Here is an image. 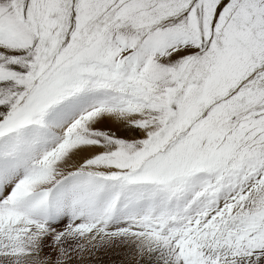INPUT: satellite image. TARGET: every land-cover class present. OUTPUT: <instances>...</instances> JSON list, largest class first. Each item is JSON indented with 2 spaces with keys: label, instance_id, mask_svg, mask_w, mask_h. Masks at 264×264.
I'll use <instances>...</instances> for the list:
<instances>
[{
  "label": "snow or ice",
  "instance_id": "obj_1",
  "mask_svg": "<svg viewBox=\"0 0 264 264\" xmlns=\"http://www.w3.org/2000/svg\"><path fill=\"white\" fill-rule=\"evenodd\" d=\"M0 264H264V0H0Z\"/></svg>",
  "mask_w": 264,
  "mask_h": 264
},
{
  "label": "rangeland",
  "instance_id": "obj_2",
  "mask_svg": "<svg viewBox=\"0 0 264 264\" xmlns=\"http://www.w3.org/2000/svg\"><path fill=\"white\" fill-rule=\"evenodd\" d=\"M104 260L107 261L108 260V257H104Z\"/></svg>",
  "mask_w": 264,
  "mask_h": 264
}]
</instances>
